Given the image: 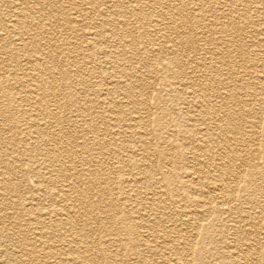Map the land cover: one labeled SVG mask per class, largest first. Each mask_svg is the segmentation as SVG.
Returning a JSON list of instances; mask_svg holds the SVG:
<instances>
[{"label":"bare ground","instance_id":"bare-ground-1","mask_svg":"<svg viewBox=\"0 0 264 264\" xmlns=\"http://www.w3.org/2000/svg\"><path fill=\"white\" fill-rule=\"evenodd\" d=\"M207 1L208 11L213 12L209 13L212 14L213 21L218 16H226V6L231 0ZM85 2L83 0L84 4ZM147 3L149 9L168 8L171 1L165 6L155 0H148ZM211 4H214L213 7ZM19 5L21 4H15V7L20 9ZM240 5L246 10L242 16L247 15L245 19L253 26L264 21V15H261L264 0H240ZM108 7H112L109 1L107 12H113ZM176 8L174 16H178L182 22L197 9L195 6ZM171 9L169 13L164 12L157 16L159 27L163 25L161 22L173 20ZM20 10L17 23L26 29L28 38L37 35L32 32L31 27L43 30V19L40 18L43 16L35 18L31 13ZM125 12L127 11L124 10L123 14ZM252 13L256 14L258 20L252 19ZM106 23L105 16L101 25ZM171 23L175 25L174 21ZM110 25L111 31L118 28L114 22ZM10 31L13 32L12 29ZM249 32L247 37L255 40L252 43L254 48L245 56L238 48L228 46L231 42L170 46L167 50L160 48L153 51H136L133 48L129 49L128 55L127 50L103 49L100 52L104 56H99L96 60L92 57L87 59L94 64H103L106 68L102 75H95L100 81L97 85L104 89H96L95 99L86 96L88 105L84 110L76 105L70 107L63 102L66 89L60 84V78L46 71L40 55L27 56L30 60H25L26 62L22 56L12 57L15 59L12 81L22 84L23 80L30 89L9 91L1 98H4L3 103L7 99L16 108V116L20 118L10 120L12 127L9 130L14 128L12 134L22 131L20 141L24 139L33 154H30L28 163H20L18 160L19 164L15 167L5 163L6 167L0 175L6 174L8 168L21 170L26 166L27 173L22 175L29 176L35 183L42 178L47 179L54 183V187L47 201L49 204L38 206L30 202L28 215H32L29 222H24L19 228L14 227L8 237L1 224L6 218L0 214V264H105L97 263L95 255L108 251L109 246L105 242L111 241V236L114 238L112 243L119 240V232L111 233L108 230L105 232L108 237L104 241L100 237L102 243L97 245L91 235L93 230L86 225V220L91 219L88 208H97L106 192L108 195L118 193L113 195L125 200V205L124 191L116 186L111 188L116 178L122 180L124 171L132 175V170L135 169L136 174H145L140 178L133 175L129 181L133 189L141 192L143 187L139 184L142 180L152 185L149 186L151 191L138 194L152 195L156 199L158 193L163 191L161 188L164 178H156L160 171L148 175L146 171L150 160L146 156L137 160L140 154L137 151L140 148L129 145L130 138L134 135V125H140V121L137 122L140 118L134 115L135 105L139 101L138 94L142 90L141 87L138 88L139 69L136 64L148 71V84L151 87L161 82L162 87L169 91L165 93L166 105L163 110L161 107L155 126L167 133L168 150L164 156L167 159L169 176L166 182L175 197L174 204L180 215L177 225L168 226L169 224H165L166 215L161 214L155 219L153 227L149 210H145L135 220H130L129 216L122 218L120 215L121 221L127 226L122 230L129 235V242L124 244L125 250L132 253L134 251L138 256L139 261L134 260L136 264L141 261L146 264H251V254L257 253L258 248L243 243V240L249 242L253 235L251 228L261 229L253 221H264V203L259 200V197L264 199V187L254 186L256 189L251 194L240 195L244 182L249 185L256 174L239 169V162L246 163L247 158L241 157L238 152L237 134L241 128L232 123L234 119L241 120L245 117L241 111L237 113L232 110V105L237 101L245 102L240 96L245 80L253 84L259 94L264 93V26L259 24ZM23 35L15 34L18 36L15 41L23 44ZM100 36L101 32L95 31L89 38ZM0 42L3 44L0 49L6 48L5 43L11 47L14 45L13 39L4 28L0 30ZM144 57L145 60L152 57L154 62L149 66L143 60ZM23 64L27 66V74L23 71ZM155 65L159 67L151 69ZM18 68L22 70L21 74ZM60 75L64 77L65 73L61 72ZM104 75L106 82H103ZM82 85L85 89L89 83L85 81ZM247 123L249 127L256 128L255 133L259 132L258 129L261 130L259 120H248ZM178 129L181 137L174 140L172 136H176ZM138 134L146 135L147 132L144 130ZM17 146L15 142L14 147ZM257 152L262 154L263 147L258 148ZM38 159L48 164L42 166ZM109 160H115L114 165H110ZM40 164L43 175L38 174ZM10 183L9 179L5 180L2 189L6 191ZM84 187L93 193L99 194L100 190L103 193H100V197L92 196L91 200H86ZM46 198L43 196V199ZM134 203L137 204L129 207L136 212L139 207L141 210L143 206H154L145 197L142 200V196H137ZM107 205L109 207L103 211L115 214L122 207L121 204ZM35 206L38 209L33 208ZM24 212H27L26 209ZM77 214L79 221L86 227L76 222L74 216ZM216 228H219L217 232ZM15 229L20 232L24 247L16 243L18 240L13 234ZM186 229L195 235L206 234L208 239L203 253L195 256L191 253L189 262V252H183L186 257L178 249L182 243L187 245L189 251L192 249L189 240L180 241L181 234ZM209 245H212V249L207 248ZM143 248L151 253L152 261L148 262L143 258ZM213 257L216 259L214 262L211 259Z\"/></svg>","mask_w":264,"mask_h":264},{"label":"rangeland","instance_id":"rangeland-1","mask_svg":"<svg viewBox=\"0 0 264 264\" xmlns=\"http://www.w3.org/2000/svg\"><path fill=\"white\" fill-rule=\"evenodd\" d=\"M108 1L112 4L111 8L108 7L109 10L113 11L110 13L107 12ZM155 1L162 3V6L168 4L169 1H171V4L168 8L153 7V9H149L147 7L148 0H86L85 4L83 0H44L43 2L41 0H28L27 2L26 0H0V30L3 28L7 30L14 43L12 47L10 44L5 43L6 48L0 49V98L4 97L9 91L20 92L30 89V87L26 86L28 83H25L23 80L22 84L12 81L13 68L15 66L13 65L15 59L12 57L22 56L24 62H26L25 60H30L27 56L40 55L43 59L46 71L60 78V84L63 88L65 87L64 90L66 89V96L63 102L68 103L70 107L76 105L79 109L84 110L86 105H88V102L85 101L86 96L95 99L96 89L98 87L101 88V90L104 89V87L97 85L100 81L95 75H102L103 72L106 71V68L103 64H94L87 59L92 57L93 60H96L99 56H104L100 52L103 51V49H106L105 51L127 50L128 55L129 49L133 48L136 49V51H153L154 49L160 48L167 50L170 46L212 45L214 43L221 44L231 42L228 46L238 48L239 52H242L245 56L252 52L250 50L254 48L252 47V43L255 41L247 37V34L250 33L249 31L252 28L259 26V24L264 26V21H259L256 26H253L245 19L247 15L242 16L246 10L244 6L242 7L240 5V0H231L228 6H226V16H218L214 21L211 17L212 14H209L213 12L208 11L209 7L207 6L209 2L207 0ZM15 4H21L19 5L20 9L31 13L35 18H38L39 15L43 16L40 17L43 19L42 23L45 25H42L43 30L38 27H31L32 32H35L37 35L28 38L25 32L26 29L17 23L19 20L18 17L20 16L18 11L20 9H17ZM213 5L214 4H211L212 7ZM189 6H195L197 8L193 11L197 15L193 12L190 13L189 18L185 19L184 22L180 21L178 16H174L175 9H177L176 7L185 8ZM170 8H172L171 14L176 18L173 17V20L169 19L168 21L161 22L163 25L159 27L156 21L157 16L164 12L169 13ZM124 10L127 12L123 14ZM261 11V15H264V9H261ZM105 16L107 23L101 25L102 19ZM69 17L71 19H69ZM252 19L258 20L256 14L252 13ZM171 21H174L175 25L171 23ZM112 22L118 27L113 31H111L112 25H110ZM11 29L13 32L10 31ZM118 30L119 32L117 33ZM95 31H100L102 36L98 38H89L92 37V33ZM15 34H25L23 35V44L15 41L18 37L15 36ZM261 37H263V35ZM0 46H3L1 42ZM10 47L11 51L9 53L8 50ZM169 58L167 60H169ZM143 60H145V57ZM145 61L149 66L154 62L152 57H148ZM19 62L22 63V61ZM90 63L94 64V66H91ZM136 66L139 69L138 88L141 87L142 90H140L138 94L139 101H137L138 104L135 105L136 112L134 115L140 118L137 120V122L140 121V125H134V135L130 138L131 142L129 145L134 148H140V150H138L139 152L137 151L138 154L140 153L137 160H140L142 156H146L147 159L150 160V165L148 163L146 171L148 175L160 171L156 178L158 177L160 180L164 178L161 188L163 191L158 193L157 200L152 195L144 196V194H138L143 191H151L149 186L152 185L142 180V183L139 184L143 187L140 189L141 192L133 189L130 187L129 182L133 175L140 178L145 174L138 175L135 169L132 170V175L126 174V171H124L122 172V180L116 178L115 181L112 182L111 188L112 186H116L124 191V197L126 198L125 205H127H123L125 200L119 199L116 195H113L118 193L108 195V192H106L104 198L97 204V208H88L91 219L86 220V225L93 230V234L91 233V235L94 236L97 245H99L100 242L102 243L100 237L103 241L108 237V235L105 234L108 230L111 231V233L116 231L119 232L117 238L119 240L112 243L111 241H113L114 238L111 236V241L107 240L105 242V244L109 246L108 251L95 255L97 263L136 264L134 260H138V256L134 251L133 253L130 251L128 252L124 248V244L129 242L127 240L129 235L123 232L127 226L121 221L120 215L122 218L124 216H129L130 220H135L140 218V215L145 212V210H149L152 227L156 223L155 219L161 214L166 215L167 220L165 224H169L168 226L177 225L179 223L177 218L180 212L174 204L175 197H173L170 191L171 189L168 188L166 182L169 176V167L166 163L167 159L164 156L165 152L168 150V144H166L167 133L163 129L155 126L156 120L161 113V107L163 110V107L166 105L165 93L169 91L162 87L163 84H161V82L151 87L148 84L150 76L148 71L139 67L137 64ZM157 67L159 66L155 65L154 68L151 67V69L155 70ZM22 68L25 74H27V66L23 64ZM21 71L22 70H19V74H21ZM61 72L65 73L64 77L60 75ZM102 78L103 82H106V76L104 75ZM85 81H87L90 86L87 85V87L85 85L86 87L84 89L82 83ZM254 88L255 86L253 84L245 80L242 89L243 92H240V96L245 102L237 101L232 105V110H235L237 113L241 111L245 114L244 119H234L232 122L234 125L241 128L238 130L237 134V142L239 143L238 152L241 154V157L247 158L246 163L243 161H241L242 163L239 162V169L256 174L252 177L249 185L244 182L240 195L251 194L256 189L254 186L264 187V152H262V154L257 152L258 148L263 147L264 149V93L261 92L259 94ZM31 90L34 89L32 88ZM3 99L4 98L0 99V173H2L6 167L4 165L5 163H9L13 167L19 164L18 160L20 163H28V158L31 154V147L27 146L26 141L24 139L20 141L22 131L17 134H12L11 132H14V128L9 130V128L12 127V125H10V120H12V118L20 120V118L16 116V108L7 99L3 103ZM157 105H159L158 109ZM253 119L259 120V125H261L260 127L258 125L261 130L258 129L259 132L257 133H255L256 128L253 129L249 127L247 123L248 120ZM23 129L26 130L24 126ZM144 130L147 132L146 135L138 134ZM172 137L174 140L178 139L177 137H181L179 129L176 130V136L173 135ZM15 142L18 144L17 147H14ZM39 158L41 159L40 156ZM40 159H38V161L42 163V166L48 164L42 162ZM3 160L4 163H2ZM11 160L13 161L11 162ZM114 161L115 160H109L110 165H114ZM25 169L26 166H23L21 170L17 168H8L6 174L0 175V198L2 199H0V214L6 218L5 222L1 224L5 227L4 233H6L5 235L7 237L14 227L19 228L24 222H29L28 220H30V216L32 215H28V209L29 206H31L30 202L38 204V206L40 204L46 206L49 204L47 201L54 187V183H50L44 178L36 183L31 181L29 176L22 175V173H27ZM17 170L19 172L15 173ZM38 174H44L42 167L38 169ZM7 179H9L11 183L10 187L4 191L2 189L3 182ZM83 191L86 200H91L92 196L100 197V193H103L101 190L99 194L97 192L93 193L88 190L87 187H84ZM43 196L47 198L43 199ZM137 196H142V200L145 197L148 201H152L154 206L151 208L143 206V210H140L139 208L141 207H139L137 208V212L134 208L131 210L129 206L137 204L134 203ZM30 198H32L31 201ZM259 200L264 203V199H260L259 197ZM107 204H121L122 207L120 206V210L116 214L108 213L103 211L107 210L109 207ZM38 206L33 208L38 209ZM79 207L81 206L79 205ZM25 209L27 211L26 213L24 212ZM180 218H182V216ZM74 219L76 222H79L80 225L82 224L79 221L80 217L78 214L74 216ZM254 222L258 223L261 229L251 228V230H253V235L250 236L249 242L243 240V243L252 244L254 247L258 248L257 253L251 254L253 259L251 264H264V221L256 219L253 223ZM8 223H11V225H8ZM215 224L217 225V222ZM217 229L219 228H216V232ZM19 233L17 229L13 232L15 238L18 240L16 243L24 247ZM181 235L180 241L187 242L189 240L192 248L191 251H189L187 245L183 243L178 248L181 253L185 250L189 252V257L183 253V255L188 258L187 262L192 258L191 253H193L194 256L203 253V248L208 242L206 234L204 235L201 233L200 235H195L191 232L189 233L188 229H186ZM158 238L160 239L161 235H159ZM32 244L36 245V243ZM208 247L211 248L212 245L207 246V248ZM144 249L145 248H143V250ZM94 250L96 249L94 248ZM245 254L247 253L245 252ZM143 258L148 262L153 259L151 253L146 249L144 250ZM211 259L212 262L216 260L214 257ZM139 264L146 263L141 261Z\"/></svg>","mask_w":264,"mask_h":264}]
</instances>
